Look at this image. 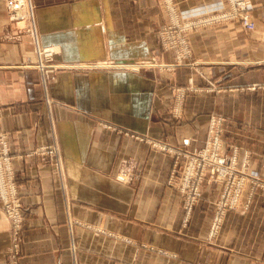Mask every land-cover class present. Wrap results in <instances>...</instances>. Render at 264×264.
Listing matches in <instances>:
<instances>
[{
    "label": "crops",
    "instance_id": "crops-1",
    "mask_svg": "<svg viewBox=\"0 0 264 264\" xmlns=\"http://www.w3.org/2000/svg\"><path fill=\"white\" fill-rule=\"evenodd\" d=\"M5 1L0 133L24 216L15 264H264L263 189L247 186L211 237L220 187L204 184L186 213L168 184L215 114L225 152H250L264 182V0H244L251 33L237 22L185 32L191 64L173 69L157 38L162 0H28V34ZM173 1L181 25L219 0ZM37 46L55 49L47 75L26 62ZM177 92H188L180 113ZM10 240L0 208V264Z\"/></svg>",
    "mask_w": 264,
    "mask_h": 264
},
{
    "label": "built area",
    "instance_id": "built-area-1",
    "mask_svg": "<svg viewBox=\"0 0 264 264\" xmlns=\"http://www.w3.org/2000/svg\"><path fill=\"white\" fill-rule=\"evenodd\" d=\"M162 2L169 19L173 22L171 28L177 31L178 48L187 47L184 33L191 28L237 22L247 32H253L256 29L251 10L244 0H219L196 16H189V14L182 16L181 25L177 23L174 1L162 0ZM28 4L30 5L28 0H7V8L13 15H16L17 9ZM29 13L32 19V8ZM48 48L50 47L37 46L38 60L29 64L42 72L54 69L52 62L54 53L46 52ZM179 61L180 56H177V62ZM221 135V121L212 117L209 121L204 146L193 153L177 154V156L181 154L183 160L177 163L168 180V184L183 195V208L186 213H190L199 200L204 184L220 186L221 191L209 230L211 237H214L220 230L224 215L229 211L238 210L243 192L247 187V178H251L248 175L249 152H240L238 147L233 146L228 154L225 153ZM0 208L10 223L11 240L8 250L10 264H15L16 254L20 250L23 214L19 191L10 165L7 139L3 133H0Z\"/></svg>",
    "mask_w": 264,
    "mask_h": 264
},
{
    "label": "rangeland",
    "instance_id": "rangeland-1",
    "mask_svg": "<svg viewBox=\"0 0 264 264\" xmlns=\"http://www.w3.org/2000/svg\"><path fill=\"white\" fill-rule=\"evenodd\" d=\"M5 8L7 10V14H8L9 21H11V22H15V21H26L25 29L22 30V32L24 31V32H27V34H28L30 32V30L33 29L32 21H31L30 13H29L30 12V9L32 8V6H30L28 4L27 6L22 7L21 9H17L15 11L16 15H13V13L11 11H9L8 8H7V0H6L5 1ZM174 11L177 12V9L175 7H174ZM253 19H254V21L256 23V19H255L254 16H253ZM230 23H232V22H230ZM172 26H173V22H171V20H169L167 22L166 27L163 28V29H161L158 32V34H157V38H158L159 45L161 47V51L162 52H170V53H172V59H173L172 64H171L172 66H170V68H168V69H173L174 66L177 65V64H180V65L181 64H185V63L191 64L190 63V59H189L190 58V49L188 48V44H187V47H184V48H178L177 47V31H175L174 29H172L171 28ZM185 39H186V37H185ZM41 47H46V46H41ZM49 49H52V52L55 53V49L53 47H50L47 50H49ZM36 50H37V48H36ZM36 54H37V51H36ZM53 56H54V54H53ZM177 56H180V61L179 62H177ZM49 57H46V58H49ZM37 60H38V58L36 59V61ZM26 62L28 63L29 66H32V64L34 63V62H30V60H26ZM29 63H32V64H29ZM161 67H166V66L165 65L164 66L161 65ZM43 72L47 75V72H49V69H47L46 71H43ZM187 93L188 92H177V102H175V108H177V110H178L179 113L181 112L180 110H181L182 106L184 105V99H185ZM262 100H264V98H262ZM212 117L220 119V121H221V127H222L223 118L221 116L217 115V114H215V116H211V118ZM222 134H223V129H222ZM233 146L234 145H231L229 147V152L231 150V147H233ZM249 154H250V152H249ZM248 175L251 176V178H247L246 184L250 188V190H254L256 188L257 189H263L264 190V182H263V180L261 178L256 177V176H252L249 173V170H248ZM212 185H215V184H212ZM248 187H246V189ZM220 191H221V188H220ZM220 191H219V195H220ZM219 195H218V199H219ZM19 197H20V195H19ZM218 199H217V201H218ZM20 201H21V199H20ZM217 201H216V203H217ZM21 206H22V204H21ZM22 214H23V209H22ZM23 221H24V216H23ZM22 227H23V222H22ZM21 230H22V228H21Z\"/></svg>",
    "mask_w": 264,
    "mask_h": 264
},
{
    "label": "bare ground",
    "instance_id": "bare-ground-1",
    "mask_svg": "<svg viewBox=\"0 0 264 264\" xmlns=\"http://www.w3.org/2000/svg\"><path fill=\"white\" fill-rule=\"evenodd\" d=\"M48 51L52 52V49H49V50H47L46 52H48Z\"/></svg>",
    "mask_w": 264,
    "mask_h": 264
}]
</instances>
